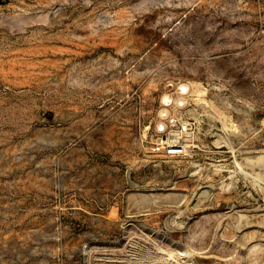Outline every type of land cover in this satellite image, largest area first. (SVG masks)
I'll use <instances>...</instances> for the list:
<instances>
[{"label": "rangeland", "instance_id": "rangeland-1", "mask_svg": "<svg viewBox=\"0 0 264 264\" xmlns=\"http://www.w3.org/2000/svg\"><path fill=\"white\" fill-rule=\"evenodd\" d=\"M0 264H264V0H0Z\"/></svg>", "mask_w": 264, "mask_h": 264}, {"label": "built area", "instance_id": "built-area-1", "mask_svg": "<svg viewBox=\"0 0 264 264\" xmlns=\"http://www.w3.org/2000/svg\"><path fill=\"white\" fill-rule=\"evenodd\" d=\"M181 103L178 100V106L182 107L183 104ZM171 104L163 103V109H168L170 112L168 117H161L162 109L159 112L160 122L157 125L152 151L164 157H183L187 155L190 149L189 138L192 137L193 131L191 123L186 120L176 125L175 118L168 108Z\"/></svg>", "mask_w": 264, "mask_h": 264}, {"label": "bare ground", "instance_id": "bare-ground-1", "mask_svg": "<svg viewBox=\"0 0 264 264\" xmlns=\"http://www.w3.org/2000/svg\"><path fill=\"white\" fill-rule=\"evenodd\" d=\"M178 92H179V95L181 96V98L179 99V101L182 102L181 104H183V107L186 106V104H187V99H186L187 96H194V98L196 97V99H195L196 101H202L203 100V96L205 94V91L204 90L200 89L199 87H196L195 85H193L191 83H188V84H180L178 86ZM163 103L166 104V105H169L170 103H172V100H171V98L169 96H165L163 98ZM177 103H178V101H177ZM169 114H170V112H169L168 109H162L161 110V113H160L161 117H163V118L168 117ZM259 159H261V158H259ZM255 161H257V159ZM261 161H263V159H261ZM240 169H242V168L240 167ZM181 196H183V195H181ZM179 198L181 199V197H179Z\"/></svg>", "mask_w": 264, "mask_h": 264}]
</instances>
